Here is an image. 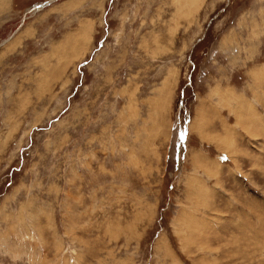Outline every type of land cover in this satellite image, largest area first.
<instances>
[{
	"label": "rangeland",
	"instance_id": "rangeland-1",
	"mask_svg": "<svg viewBox=\"0 0 264 264\" xmlns=\"http://www.w3.org/2000/svg\"><path fill=\"white\" fill-rule=\"evenodd\" d=\"M0 264H264V0H0Z\"/></svg>",
	"mask_w": 264,
	"mask_h": 264
},
{
	"label": "bare ground",
	"instance_id": "bare-ground-1",
	"mask_svg": "<svg viewBox=\"0 0 264 264\" xmlns=\"http://www.w3.org/2000/svg\"><path fill=\"white\" fill-rule=\"evenodd\" d=\"M130 150V149H129Z\"/></svg>",
	"mask_w": 264,
	"mask_h": 264
}]
</instances>
